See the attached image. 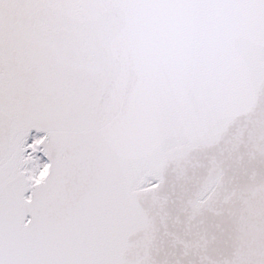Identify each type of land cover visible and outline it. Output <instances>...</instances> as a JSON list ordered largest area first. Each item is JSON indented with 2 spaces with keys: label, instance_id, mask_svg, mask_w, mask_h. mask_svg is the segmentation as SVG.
<instances>
[{
  "label": "snow or ice",
  "instance_id": "6c2138e0",
  "mask_svg": "<svg viewBox=\"0 0 264 264\" xmlns=\"http://www.w3.org/2000/svg\"><path fill=\"white\" fill-rule=\"evenodd\" d=\"M0 264H264V0H0Z\"/></svg>",
  "mask_w": 264,
  "mask_h": 264
}]
</instances>
